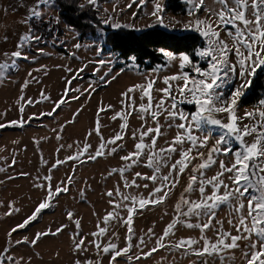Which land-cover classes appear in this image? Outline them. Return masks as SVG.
<instances>
[{"label": "snow or ice", "instance_id": "6c2138e0", "mask_svg": "<svg viewBox=\"0 0 264 264\" xmlns=\"http://www.w3.org/2000/svg\"><path fill=\"white\" fill-rule=\"evenodd\" d=\"M97 2L98 0H85V3L75 4V8L80 13L86 7L96 8ZM148 2L149 0H131L126 8L133 5L144 7ZM65 3L68 7L73 6L72 0H65ZM185 3L189 5L186 14L192 19L184 24L183 30L193 31L205 40V46L194 50V55L205 61L207 67L202 69L188 53L177 56L161 49L169 63L179 61V71L164 76L162 82L165 87L155 89L162 93V97L156 100L153 96L158 75L145 77V83L129 87L121 94V111L115 112L111 117L113 121H121L119 131L108 139L102 134L100 113L110 110L112 106L98 108L95 127L87 134V137L95 135L99 139L98 145L93 149L86 137L82 146L76 142V151L64 159H59L58 153L65 146L61 144L56 149L57 158L49 167L48 174L37 176V182L33 185L34 188L43 190L42 200L30 216L7 233L8 244L13 247H35L42 238L62 233L67 225H61L54 232L51 229L37 232L31 240L25 236L13 244L11 239L14 233L27 229L38 221L45 210L53 208L60 195L70 192V187L75 182L76 168L65 179L56 183H53L54 170L58 171L68 162L78 167L85 162H95L100 158L119 154L124 150L126 136L131 132L133 150L120 156L122 163L119 167H112L107 171L105 179L118 176L119 181L112 190L105 193L112 210H106L102 218L98 217L96 230L83 234L80 219H74L75 214L71 211L66 213L67 219L75 224L76 229L71 234L72 250L78 255H85L83 261L76 259L74 264H102L105 256L109 258L108 264H119L120 259H125L128 264H133V261L138 264L142 259L153 257L161 249L167 250L169 254L175 252L186 257L195 256L196 260L192 264H209L210 261L214 264L216 260L220 264H234L235 250L241 252L243 264H264V99L259 100L254 110L245 112L243 117L237 115L238 104L246 90L251 88L253 78L258 71L264 72V0H214V4L219 5L218 8L206 7L205 0H185ZM201 10L209 13L207 19L199 17ZM54 11L56 15H53ZM59 12L57 0H35L34 4L27 6L26 15L20 21L27 31L20 34L13 50L0 53V83L10 80L21 62H35L38 56L48 55L43 47H39L41 43H47L43 32L50 34L54 46L57 43L61 46L67 43L60 39L56 30L61 22ZM163 12L164 8L157 0L150 15L155 17V24L168 27L164 23ZM135 15L133 13L134 18ZM212 17H215L214 21ZM99 24L117 30L133 27L115 21L114 17L99 21L97 29ZM71 27L68 25L67 30ZM221 31L232 40L231 46L221 39ZM74 36L77 42L69 55L77 59L75 50L88 47L95 50L96 59L86 60L78 69H67L74 74L66 78L64 93L57 101H51V97L43 91L40 99L25 98L23 95L18 97L20 119L7 124L0 123V129L9 126L24 127L33 119L39 118L34 113L27 120L24 119L26 107L50 101L53 104L52 110L40 113V116L55 118L57 110L62 109L63 105L79 100L83 95H91L95 91L91 81L85 89L72 87L73 81L83 79L82 74L89 65H95L93 75L108 68L100 77V83L108 85L116 78L111 71V58L104 59L106 39L103 29L98 32L94 29V38L86 44L80 42L79 33ZM7 41L8 37L5 35L3 42ZM129 59L133 62L136 60L134 56ZM166 66H158L153 69V73L164 70ZM186 68L190 71H185ZM28 76L29 79L22 85V92L37 79L31 73ZM234 78L240 81L238 85ZM226 88L229 89L227 93ZM137 91L140 92L139 105L135 98ZM183 105H194L195 111H185ZM134 112L142 123L140 128L130 130L128 121ZM79 114L80 110H77L73 119L67 123H73ZM162 116L165 120L163 125L160 123ZM244 120L251 123H243L241 126ZM153 124L155 127L151 126ZM65 127L66 125H60L59 130L53 129L57 132V140L62 138L60 132ZM173 128L176 130L175 135L170 140L165 139L163 146L158 145V141L167 135V130ZM67 148L71 149L73 145H68ZM220 157H225L227 162ZM15 163L13 159L9 167ZM40 163L47 165L48 161L41 155ZM217 163L219 170L208 176L207 173ZM137 167L149 169L151 175L133 172ZM4 171L5 168L0 167V172ZM185 177L186 184H182ZM8 179L15 177L10 176ZM149 184L153 186L151 189ZM178 186L183 190L174 205V215L162 234L149 228L143 236L137 237L133 227L134 217L149 206L164 204ZM141 187L148 191L147 196L129 191ZM194 195L197 198L194 199ZM80 196L84 198V190L80 191ZM8 207L6 215L20 212L12 203ZM222 207L229 210L228 224L236 234L226 231L223 221L217 219V213ZM122 211L127 215L122 216ZM117 226L126 227L123 247L114 242L120 239L115 231ZM178 226L198 230L200 235L198 238L189 236L173 240L171 238L176 236ZM208 231L214 232V239L207 235ZM89 236L91 240L88 239ZM134 239L137 240L135 244ZM153 240V246L148 248V242ZM90 249L95 250V260L86 256ZM10 252V247L0 251V264H30V258L24 262L23 257L16 258ZM163 259L162 257V261Z\"/></svg>", "mask_w": 264, "mask_h": 264}, {"label": "rangeland", "instance_id": "374dc122", "mask_svg": "<svg viewBox=\"0 0 264 264\" xmlns=\"http://www.w3.org/2000/svg\"><path fill=\"white\" fill-rule=\"evenodd\" d=\"M166 1L158 0L164 8L162 15L164 16V23L168 27L161 26L176 33H192L193 31L183 30L184 24L192 18L186 13L175 15L167 11ZM183 1L185 2V0ZM130 2L131 0H108L107 2L98 3L97 7L102 20L114 17L115 21L121 24L133 25L132 28L134 29L147 28L149 24L155 21V17L151 16L150 13L157 0L148 2L144 7L133 5L131 8H126V5ZM34 3L35 0H0V53L13 50L20 34L27 31L20 21L26 15L27 6ZM205 5L208 8L219 7V5L214 4V0H205ZM188 7L189 5H187ZM133 13L136 14L135 18L133 17ZM56 14L54 11L53 15ZM198 15L201 19L209 17V13L203 10ZM212 20L214 21L215 17H212ZM56 30L59 33L60 39L67 42L64 46H61L59 43L54 46L50 34L43 32L47 43H41L39 47H43L48 55L38 56L35 62H21L18 71L11 79L0 83V123L7 124L9 121L20 119L18 97L21 95L25 96V98L40 99L41 92L43 91L44 94L51 97V101L59 100L64 93L66 78H70L74 74L70 73L67 69H78L86 60L96 59L94 55L95 50L88 47L75 50L78 58L73 59L69 53L74 51L73 45L77 42L74 36L75 33L67 30L63 22H60ZM61 31L62 33L60 34ZM5 35L8 37L6 43L3 42ZM220 37L231 46L232 40L223 31H221ZM91 40L88 39L81 43L86 44ZM202 40L204 41V47L205 40L203 38ZM57 48L62 49L63 52H59ZM179 54L181 53L175 55L178 56ZM191 55L194 59V53ZM109 58L112 60V74L116 77L114 80H111L110 84L105 85L100 83V77L104 75V72L108 71L107 67L93 75L95 65H89L82 74L83 79L73 81L72 87L85 89L89 87V81H91V84L95 88V91L91 95H83L79 100H72L63 105L62 109L57 110L58 114H55V118L40 116V113L52 110L53 104L50 101L26 107L24 119L27 120L34 113L39 118L33 119L24 127L9 126L6 127L8 130H0V167L5 168L4 172H0V251H3L5 247H10V255L16 258L23 257L24 262L29 261L30 258V264H74L76 259L82 261L85 259V255H78L72 250L71 234L76 229L75 224L67 219L66 213L71 211L75 214L74 219H80L83 234L96 230L98 217L102 218L106 214V210H112L111 206L107 203L108 198L105 193L108 190H112L114 185L119 181L118 176L105 179L107 171L112 167H119L122 163L120 156L126 155L127 152L133 150L134 145L130 138L131 132L126 136L127 142L124 150L120 151L119 154L106 156L95 162H85L78 167L73 165L72 162H68L58 171L54 170L52 173L54 177L53 183H56L65 179L66 175L70 174L74 167L76 168L75 182L71 185L70 192L60 195L58 202H54L53 208L45 210L42 217L35 224L31 225L27 230L14 233L11 239L13 244L16 240H20L25 236L31 240L37 232L49 229L54 232L61 225H67L68 227L62 233L42 238L35 247H30L29 245L13 247L7 242V233L30 216L42 200L44 196L43 190H38L33 185L37 182L35 179L37 176L42 177L48 174L49 167L55 162V158H57L56 149L61 144L65 146L64 150L58 153V158L64 159L65 156L71 155L76 151V142H79L82 146L89 130L95 127L98 108L112 106L110 110L100 113L102 134L105 139L111 138L115 135L116 131H119L121 121L119 119L113 121L111 117L115 112L121 111V100L123 99L121 94L123 92L133 85L145 83V77L151 78L154 75H158L159 79L154 85L153 96L156 100H159L162 97V93L155 91V89L165 87L162 82L163 77L179 71V61L169 63L166 59L164 65L167 66L164 70L153 73V69L140 71L132 64L120 66L122 61L113 53L105 50L104 59L107 60ZM232 59L234 60V57ZM194 61H197L202 69L207 67L205 61L200 60L198 57ZM185 71L190 70L186 68ZM28 73H31L32 77L37 79L35 82H31L27 88H24L22 92V85L29 79ZM234 82L237 85L240 83L235 78ZM228 91L229 89L226 88L225 92L227 93ZM139 97L140 92L137 91L135 93L137 105L141 103ZM146 102L145 100L144 103ZM256 106H243L239 102L237 115L243 117L245 112L253 111ZM183 108L188 112L195 111L194 105H183ZM77 110H80L79 116L75 118L73 123H67L73 119V114ZM224 118L226 120V117ZM128 123L130 130H136L140 128L142 121L138 118L137 113L134 112L129 118ZM160 123L162 125L165 124L163 116L160 118ZM243 123H251V121L244 120L241 126H243ZM60 125H66V127L60 132L62 138L57 140V132H54L53 129L59 130ZM151 126L155 127L154 124ZM175 131L174 128L167 130V135L158 141V145L163 146L164 140H170L175 135ZM36 141H39V143L37 144ZM87 142L92 144L94 149L98 145L99 139L95 135H92L91 137H87ZM68 145H73V148L68 149ZM41 155L48 161L47 165L40 163ZM13 159H15L16 163L9 167ZM220 159H224L227 162L225 157H220ZM218 170L219 165L217 163L216 167L210 170L207 175L212 176ZM136 171L151 175V171L147 168H134L133 172ZM20 173H28L29 175L22 176ZM10 176L15 177V179H8ZM131 178V175H129V179ZM182 184H186V177L182 179ZM151 187L153 186L149 184L150 189ZM81 190L85 192L84 198L80 196ZM182 190L183 188L178 186L174 194L164 204L156 207L149 206L134 217L133 227L137 237L143 236L149 228H153L157 234H162V230L174 215V205ZM129 191L138 192L144 196L148 195V191L142 187L138 190L130 189ZM193 198L195 199L197 196L194 195ZM10 203L14 207L19 208L20 212L11 216L6 215L9 211L8 205ZM245 204H247L246 200ZM121 215L126 216L127 214L122 211ZM229 218V210L222 207L217 213V219L223 221L226 231L236 234L235 230L228 224ZM178 229L176 236L171 239L175 240L189 236L198 238L200 235L198 230H189L182 226H178ZM115 231L118 232L120 239L118 241L114 240V242L123 247L126 227L117 226ZM109 235H111V232ZM207 235L210 238H215L213 231H208ZM88 239L91 240V236ZM136 242L137 240L134 239L133 244ZM153 244L154 240L149 241L148 248H151ZM241 247H243V242H241ZM147 250L146 248L145 251ZM134 251L138 250L134 249ZM241 255L239 250H235L236 260L234 264H243ZM86 256L93 260L97 258L94 249H90ZM162 257L164 258L163 261ZM108 259L107 256L103 257L102 264H108ZM195 260V256L186 257L175 252L169 254L167 250L161 249L153 257L146 260L142 259L138 264H192ZM119 264H128V262L125 259H120ZM133 264H137V262L133 261ZM209 264H213V262L210 261ZM214 264H220V261L216 260Z\"/></svg>", "mask_w": 264, "mask_h": 264}, {"label": "trees", "instance_id": "16d2710c", "mask_svg": "<svg viewBox=\"0 0 264 264\" xmlns=\"http://www.w3.org/2000/svg\"><path fill=\"white\" fill-rule=\"evenodd\" d=\"M107 1L98 0L97 4ZM151 1L153 0H149V2ZM77 3H85V0H72V7H68L65 0H57L61 22L64 23L66 28L71 25L70 30L80 34V42L93 39L94 29L97 32L99 29H103L106 39L105 50L113 53L122 61L120 66L132 64L140 71H148L165 64L166 58L162 55L161 49L170 51L173 54L183 52L191 55L194 50L203 47L204 41L197 33L172 32L159 24H155V21L152 23L153 27H147L139 31L134 28L117 30L103 24H99V29H97V23L102 21L98 7H86L83 12L78 13L75 8ZM166 10L175 15H181L186 13L187 4L183 0H167ZM89 21H91V24ZM57 50L63 52L60 48H57ZM133 56L136 58L135 62L129 59V57ZM194 59H196V56ZM261 99H264V72L258 71V74L253 78L251 88L246 90V94L241 98L240 104L243 106H256ZM0 130L8 129L5 127Z\"/></svg>", "mask_w": 264, "mask_h": 264}]
</instances>
